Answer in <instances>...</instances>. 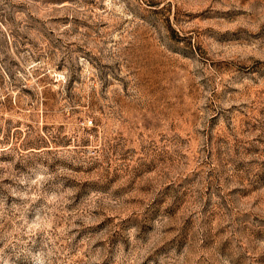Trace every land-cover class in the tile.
I'll use <instances>...</instances> for the list:
<instances>
[{
  "label": "rangeland",
  "instance_id": "obj_1",
  "mask_svg": "<svg viewBox=\"0 0 264 264\" xmlns=\"http://www.w3.org/2000/svg\"><path fill=\"white\" fill-rule=\"evenodd\" d=\"M0 264H264V0H0Z\"/></svg>",
  "mask_w": 264,
  "mask_h": 264
},
{
  "label": "built area",
  "instance_id": "obj_2",
  "mask_svg": "<svg viewBox=\"0 0 264 264\" xmlns=\"http://www.w3.org/2000/svg\"><path fill=\"white\" fill-rule=\"evenodd\" d=\"M159 1H161L162 4H167V5L175 6V5L181 3L184 0H159Z\"/></svg>",
  "mask_w": 264,
  "mask_h": 264
}]
</instances>
